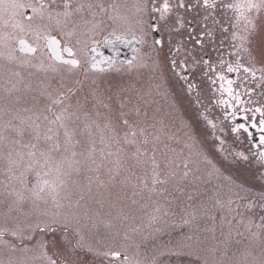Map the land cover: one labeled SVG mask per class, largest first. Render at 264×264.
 Returning <instances> with one entry per match:
<instances>
[{"label": "rangeland", "instance_id": "obj_1", "mask_svg": "<svg viewBox=\"0 0 264 264\" xmlns=\"http://www.w3.org/2000/svg\"><path fill=\"white\" fill-rule=\"evenodd\" d=\"M148 1L119 3L123 15L118 26L145 33ZM9 11L19 10L0 1V78L24 85L33 97L65 96L64 105L93 124H85L91 129L88 143L106 144L116 153L105 160L126 166L119 170L116 183L88 192L81 202L55 210V216L43 207L22 215L0 212V264H47L41 244L57 264H172L173 260L189 264L197 256V264H264V177L237 159V147L231 142L239 137L219 126L208 129L205 117L201 121L199 112L206 111L200 100L178 89L165 73L164 56L154 49L153 38L151 48L139 49L131 64L94 72L88 69L84 52L89 36L84 29L86 13L65 17L56 10H34L24 23V12L18 13L19 26L37 30L23 33L35 43V35L52 34L64 26L65 42L76 47L81 61L79 67H71L55 63L42 48L33 57L19 55L13 44L17 33L11 27L16 21ZM250 16L255 30L245 47L251 55L239 51L244 52L242 65L261 78L262 93L256 91L261 103H252L249 87L241 84L244 99L238 104L233 99L226 118L232 119L235 108L244 110L247 120L252 107L264 111V8ZM234 25L229 22L220 29L221 35L232 34L229 44L239 41L233 33L246 34L243 20ZM219 101L227 105L222 94ZM45 113L43 104L32 110L33 117ZM255 117L258 120L259 115ZM123 118L128 125L120 123ZM222 141L231 144L224 146ZM181 243L190 245L194 255L176 256ZM111 252L124 254L126 261L113 258Z\"/></svg>", "mask_w": 264, "mask_h": 264}, {"label": "flooded vegetation", "instance_id": "obj_2", "mask_svg": "<svg viewBox=\"0 0 264 264\" xmlns=\"http://www.w3.org/2000/svg\"><path fill=\"white\" fill-rule=\"evenodd\" d=\"M0 1L16 5V8L19 11L15 13L9 11L8 13L9 15H12L14 21H16V25L11 26L15 28L17 33V37L13 42L18 39L27 40L36 48V53L34 54V56L38 53L40 48L45 50L44 38L50 35L55 36L59 40L61 48L67 45L69 47H72L75 53H77L78 50L76 49V47L71 46L65 42L66 38L64 37V26L58 27L55 33L52 34H49L46 31L45 33L42 32L40 34L41 36L35 35V37H37L36 40L38 41H36L35 43L33 40L29 39L26 34L23 33H27L29 31L32 34H35L37 30H34L33 28H27L24 24L22 26H19L20 15L18 13H21V11L24 12V20H21V22H23L27 20V18H29L31 12L34 10H56L58 12L64 13L66 11V3L70 5L67 11H69L71 14H74L77 11L86 13V17H84V29L86 33L89 34V36H87L88 42L86 47L84 48V52L87 61L89 60V55L91 54L90 50L92 48H95L97 50L98 48H103L104 39L109 36L137 35L141 39L139 49H141L145 45H147L148 49L151 48V38L154 39L153 42L155 40H162L163 43L160 45L154 43V49L158 50L161 56H164V60L166 63L165 73H167L169 78L171 77L174 79V81H176L178 89L184 91L186 94L188 93L192 97H194V95L198 97V99L200 100L199 103L201 104L200 108L206 111L199 112V114L201 115L199 116V118L201 119V121L204 117L206 118L207 122L205 121V124L206 127L210 130L219 126L225 131L230 130L231 132L236 133V131H233V129L235 128V126H233V123H229L230 119L226 120L224 118L223 111L227 110L226 107L223 104L221 106L219 105L221 94L223 99H227L229 103H233V98L230 97L227 92H224L220 87L221 83H225V86L227 85L226 81H221L219 79V74L222 73L226 77V80L231 79L234 82L232 85L234 95L239 96V101H237V104L240 102V100L244 99L242 96H245L244 91L241 88V84H245L247 87H249V90L247 91L248 99L250 98L249 94H251L254 98V100L252 99V103L258 105L261 103V99H256V97H258L256 91L259 90L262 93L263 89H258V82L261 80V78L258 76V74L252 75V73L244 71V69L247 68L246 66L242 65L241 62L244 52L235 49L237 45H239V41L229 44L228 42H230L232 34L223 33L221 35V30H224L229 22L230 24L231 22L237 23L234 9L228 8L226 6L230 3H235V0H209V5L215 4L214 8L205 7L203 4V0H184L185 5L191 4L193 5V7L191 9L178 8L175 9L171 14L173 18L175 16H181L185 20L186 26L179 32L171 30L167 26H163V22L159 21V13L153 11V5L155 4V6L158 7L162 3V0H149L147 4L148 22L145 23V33H141V30H134L133 32L130 30H123L118 26V21H120L123 15V8L121 6H118V4H122L123 0ZM177 2L178 0H170V3H172L173 5L177 4ZM110 3H113L112 5H114V9H112L113 13L109 16L108 8ZM220 19L223 23V26L220 25ZM227 19L229 20V22H227ZM150 24H159L161 26L158 30H153L149 27ZM169 24H174V19L170 20ZM209 31L212 33L211 37L206 34ZM201 33H205V35L202 36ZM221 36L222 38H220ZM197 39L202 40V44H197ZM75 58L80 60V58L77 56ZM203 60H207L209 64L202 63L201 61ZM173 61L176 62L175 66L172 63ZM221 61H223V63H221ZM186 64L189 65V67L186 66ZM229 64L233 66L239 64L242 65V67H240V70L238 72L230 73L227 71V67ZM182 77H186V79ZM249 84H251V86ZM189 85H192L191 89L189 88ZM235 109H233V111H240L241 113H243V115H246L244 110ZM252 109L253 110L248 114V118L250 117L248 123H250L251 125L255 123L256 127H254L253 130L264 133V131H261L259 125V121L262 119L261 113L259 111H256L258 108H256L255 106L252 107ZM256 114L259 115L258 120H256ZM241 130V139L239 138L238 140H233L234 145H238V154L242 153L243 156H240L243 159H245V157L246 159L249 157V163L258 164L256 173L264 177V157H262L258 149V145L261 144L260 140L259 143L253 144L248 139V135L245 134L246 130ZM261 136L262 134L260 135V137ZM258 158L262 159V161L259 163L257 161ZM227 247L228 245L222 244V253ZM119 260L126 261V258Z\"/></svg>", "mask_w": 264, "mask_h": 264}, {"label": "trees", "instance_id": "obj_3", "mask_svg": "<svg viewBox=\"0 0 264 264\" xmlns=\"http://www.w3.org/2000/svg\"><path fill=\"white\" fill-rule=\"evenodd\" d=\"M33 96L24 85L0 78V212L22 215L43 207L55 216L88 192L116 183L126 165L105 160L116 153L106 144L88 143L91 129L85 124H93L71 112L65 96ZM38 104L46 113L33 117Z\"/></svg>", "mask_w": 264, "mask_h": 264}, {"label": "snow or ice", "instance_id": "obj_4", "mask_svg": "<svg viewBox=\"0 0 264 264\" xmlns=\"http://www.w3.org/2000/svg\"><path fill=\"white\" fill-rule=\"evenodd\" d=\"M203 4L205 7H215V4H211L209 5V0H203ZM228 8L234 9L235 11V16H236V20H237V25L239 24V22L241 20L244 21L245 27H244V31H245V35H240L238 32L233 33V39L234 40H239V45H238V50H243L245 52H249V49L247 47H245V44L249 42V34L250 31H254L255 30V24L253 22V19L251 18L250 14L253 12V10H255L257 13L264 8V0H235V3H230L228 5H226ZM70 7L69 4H65V9L66 11L63 13V15L65 17L69 16L71 13L69 11H67V9ZM82 7V6H81ZM193 7V5L189 4V5H185L184 0H178L177 4L173 5L172 3H170V0H162V3L157 7L155 6V4L153 5V11L159 13V21L163 22V26H167L169 27L171 30H174L176 32H179L181 29H183L186 25H185V20L183 17L181 16H175L174 18L171 16V14L173 13V11L175 9L178 8H187V9H191ZM174 19V24H169L170 20ZM206 19V18H205ZM237 25H234V27H236ZM161 25L159 24H150L149 27L152 28L153 30H158L159 27ZM209 37L212 36V33L209 31L206 33ZM201 35H205V33H201ZM48 40V47L50 48L53 57L58 60L61 61L63 64L66 65H70L72 67H79L81 65V61L76 57V53L73 51L72 47H69L67 45H65L62 49L60 47V42L58 40H56L55 37H47L46 38ZM21 45H25V41H21L20 42ZM155 44L160 45L163 43L162 40H155L154 41ZM197 44H202V40L197 39L196 41ZM21 51H28V52H35L36 49L33 47H22ZM90 51L95 52L96 49L92 48ZM62 53H67L68 55V59H65L64 56L62 55ZM249 54L251 55V53L249 52ZM204 64H209V62L207 60H203L201 61ZM87 63L89 64L91 69H97L99 66V62L96 61L95 59H90L89 61H87ZM129 63L131 64V61H129ZM173 65L175 66V61L172 62ZM221 63H223V61H221ZM240 67H242V65H236L233 66L231 64L228 65L227 67V71L228 72H238L240 70ZM104 69H100V71H103ZM245 72H250L252 73V75H255L253 69L251 68H245L244 69ZM184 79H186V77H182ZM219 79L221 81H226V85L225 83H221L220 87L224 92H227V94L232 97L233 99L239 101V96L238 95H234L233 92V81L231 79H227L226 77L221 73L219 74ZM192 85H189V88L191 89ZM225 103H227V101H224ZM256 111H259L261 113V117H264V111H262L261 109H257ZM57 119H60L59 117H57ZM245 119H247V117H245ZM123 123L125 125H128V120L124 119ZM259 125H260V129L261 131H264V118H262L259 121ZM252 127H256V124L253 123ZM240 129H245L246 130V126L245 124H238L233 131H238ZM132 136H135L136 133L135 131H133L131 133ZM260 143L264 144V136H261L260 138ZM239 155L243 156L242 153H240ZM262 157H264V153L261 154ZM246 159V157H245ZM185 175H187V173H185ZM45 183H47V181H45ZM262 219H264V217H262ZM54 231V229H53ZM16 233H13V235H15ZM187 239L190 241L192 240V237L189 236L187 237ZM79 246V245H78ZM41 255H43L46 260H47V264H57V261L52 259L51 257L47 256V252H46V245L45 244H41ZM185 248H188V251H185ZM89 251H91V249H89ZM112 255H119V253H112ZM176 256H193L194 252L191 250V246L181 243L177 245V250L175 252ZM199 261V257H196L195 261H190L189 264H197V262ZM63 264H68V262H63Z\"/></svg>", "mask_w": 264, "mask_h": 264}, {"label": "water", "instance_id": "obj_5", "mask_svg": "<svg viewBox=\"0 0 264 264\" xmlns=\"http://www.w3.org/2000/svg\"><path fill=\"white\" fill-rule=\"evenodd\" d=\"M47 38V37H46ZM45 38V45L47 48V51L55 62L62 63L61 61L56 60L50 48L48 47V40ZM57 40V39H56ZM21 40H18L16 42V48L17 51L21 54L26 55H32L34 52H28V51H21L22 47H33L30 45L27 41H25V45H21ZM105 46L103 48L96 49L95 52L91 51L90 59H95L99 62V66L97 69H91L88 64V69L91 71H100V69H109L114 64H129V61H133L137 52V49L140 45V39L135 35H129V36H113L105 39L104 41ZM64 58L68 59L67 53H64ZM63 64V63H62ZM236 121L239 124H245V126L248 128V134H250V142L253 144L259 143L260 135L262 134L260 131H253L252 125L246 121L245 118H240V114L238 113L236 115ZM235 122V124H237ZM259 152L262 154L264 153V147L259 149ZM114 257L118 258H124L122 254L119 253V255H112Z\"/></svg>", "mask_w": 264, "mask_h": 264}]
</instances>
